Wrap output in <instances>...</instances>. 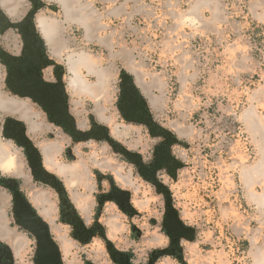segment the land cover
I'll return each mask as SVG.
<instances>
[{"label":"crops","instance_id":"obj_1","mask_svg":"<svg viewBox=\"0 0 264 264\" xmlns=\"http://www.w3.org/2000/svg\"><path fill=\"white\" fill-rule=\"evenodd\" d=\"M157 2L158 0H42L43 6L59 7L64 23L81 29L87 40H97L98 44L102 46H109L110 41L107 38L124 39L133 35L136 38L146 39L148 35H154L152 32L154 26L166 24V17H170L177 23L174 28L172 27L173 29L170 31L168 29V33L173 38L189 40L202 33L200 26L193 24L192 17H190L191 13L188 16L180 15L177 12L178 5L173 3L172 0L171 3L166 4V8L169 10L164 13L160 12L161 15H164V18H162L157 13L160 6ZM237 2L241 3V0H233L228 5L231 4L238 11L241 6L237 5ZM247 2V9L251 15L247 14L246 24L248 29L251 27V31L243 32L245 26H242L241 30L237 31L238 35L235 36L237 38L236 49L242 55L245 52L252 51L253 42L258 43L264 35L258 29L259 25L264 27V1L248 0ZM162 7L160 6V9ZM0 9L11 23L16 24L20 21L18 19L23 8L19 2L18 7L14 8L10 5V0H2ZM198 9V4L197 6L194 5L191 12L198 11ZM219 16L213 11L216 22L225 21ZM104 22L107 24L104 25ZM114 22L121 25L119 30L110 29L109 24ZM188 25H192L197 31L192 30L189 33L185 30V26L188 27ZM1 28L0 32H2ZM41 28L44 39L51 42L61 26L54 25L53 27L45 26L43 28L41 25ZM10 29L14 30L15 28L4 30L8 31ZM103 29L107 30V35L104 38L100 32ZM17 34L18 38L21 39L19 32ZM46 35H48L49 40ZM7 36L9 35L7 34ZM238 46L244 50H238ZM20 52L21 49L9 54L18 55ZM170 53L176 55V51L172 50ZM179 53L188 55L185 47H182ZM190 53L193 56L191 59L181 60L183 65L181 70L183 72L200 70V54H193L191 51ZM123 54L126 57L127 50L123 51ZM195 54H197V59L194 57ZM86 57L90 60L91 67L87 68L84 64H81L78 66V73L85 69L92 73L95 68L100 67L97 57L92 54L86 55ZM126 59H128L127 66L135 73V78L131 75L135 85L145 98L154 122L159 124L164 111L161 100L150 88V86H159L158 78L153 76L147 83L141 75V65L137 67L133 58ZM72 61L78 63L77 59ZM85 61H82V63ZM165 65H167V61ZM70 68L71 60L69 61V70ZM71 74L74 75L73 72ZM4 77L5 67L0 60V87ZM187 77V75H184L181 79L184 87L188 83ZM198 77L199 72H195L190 76V80L192 83H196ZM107 78L108 75L105 73L99 75L95 87L81 77L85 85L88 86L87 90H84L80 85L73 86L72 79L67 83V87L76 95L88 96L98 101L99 96L106 88L105 81ZM70 90L67 88L72 99ZM262 91L260 89L257 91L258 94L255 92L249 96L251 104L241 112L239 117L246 128L245 134L248 135L246 139L256 150L257 158L252 164L246 165V155L240 153L243 149L238 144L237 129L233 127V124L237 121V116H233L236 113H234L232 105L229 106L228 111L224 112L226 116L221 114L218 115L219 118H216L220 122L224 119L229 121L227 132H223L219 128H214L212 131L211 124L213 123L209 121L210 118L207 117L206 113L202 116L206 124L199 135L200 138L205 139L200 141L197 148H192L190 144L184 142L185 139L191 140L195 137L197 132L194 128L185 127L178 122L172 125V130L166 129L174 137V142L167 151L171 160L161 164L156 174L158 177L161 173L165 174V176H160V178L163 177L161 182L169 188L172 206L178 212L181 222L186 227L192 228L193 239L192 241L179 239L181 258L174 255H164L159 257L154 264H247L245 260L247 257L234 258L228 255L225 250L226 246L222 244V248L216 254L207 253L201 248L202 245H210V238L213 236L209 230L205 229L207 212L205 211L204 202L206 203L209 195L208 188L214 184L212 174L215 166L216 175L218 176H216L218 188L209 196L213 198L218 207L219 222L221 221L223 224L230 219L237 220L238 209L232 201L237 190L231 172L235 166H239L238 173L245 190L246 199L257 209H264V190L262 193H257L255 189L258 183H264V165L261 164V168H256L259 161L264 157V116L257 113L255 106V102L261 105L264 104V87ZM214 93L218 95L216 94L218 91ZM0 111L16 114V119L25 124L26 135L39 152L43 169L59 180L71 207L70 216L79 221L77 225L65 221L60 213L59 195L57 194L58 199L56 198V201H54L51 192L37 187L40 181L35 180L33 177L21 146L15 144L12 140L7 141L9 145L0 143V145H7L9 150V146H15L18 163L14 179H16L22 194L25 195L40 217L48 224L50 235L60 252L61 264H99L98 253H101L103 257L110 258V264H114L108 252V243H111L118 252L125 254L132 264H147L154 251L167 250L171 247L169 237L163 229L162 219L165 214V205L161 215V227L158 230L154 225L157 224L155 220L158 219V212L152 210V206H155L153 202L157 201L158 195L153 194L152 187L141 179V176L135 175L134 172L137 173L138 171L136 167L125 160L115 158L109 147L98 145V143H101L99 141L75 142L73 145H71V140L62 142L56 138L57 133H61L64 139L67 136L58 127L47 123L33 107H29L24 101L11 98L1 91ZM31 111L34 112L33 115ZM95 111L92 116H89L90 119L93 118V122L107 129L116 124L118 129L115 133L122 135L126 139V143H128V137L124 133L129 131H132L134 136L137 132L141 135L143 132L147 133L154 141V150L166 142V139L161 136H151L148 129H144L145 126L142 124L130 122H126V125L129 124V126L118 124L117 119L119 116H116L117 119L112 116L108 117L98 107ZM87 122L88 119H86L84 126H87ZM212 133H214L213 139H211ZM129 144L133 147L129 148L127 146L126 149L142 155L145 160L147 159L146 167L149 169L153 159L146 158L149 155V150L151 151L148 142L145 143V146L142 140L135 141L134 144L130 141ZM213 161L216 162L215 165ZM227 162L229 163L227 164ZM4 173L0 170L1 175H4ZM10 173H14V171ZM115 189L118 191H115ZM33 194L43 196L44 202L41 206L33 202ZM118 198L123 204V209L118 205ZM9 208L13 209L12 196L6 188L0 185V264H35V240L29 232L16 224L14 216L12 220L9 219ZM42 210H45V212H41ZM144 214L148 216V219H145ZM97 244L100 246V252L90 249L91 246ZM255 247V242L252 241L251 263L256 264L257 258H261L264 263V257Z\"/></svg>","mask_w":264,"mask_h":264},{"label":"rangeland","instance_id":"obj_2","mask_svg":"<svg viewBox=\"0 0 264 264\" xmlns=\"http://www.w3.org/2000/svg\"><path fill=\"white\" fill-rule=\"evenodd\" d=\"M170 1L171 0H158L157 3H159L161 7L163 6L161 9L159 6L157 11L158 15H161L160 12L164 13L169 10L166 8V4L171 3ZM231 1L233 0H172L173 3L178 5L177 12L180 15L188 16L191 13L190 17H192L193 24H195V26H200L202 33L198 34L197 37H194L193 39L185 40L182 38L177 39L171 37L170 33H168V29L170 31L177 23L170 19V17H166V24L154 26V30L152 29L154 35H148L146 39L136 38L133 35L127 36L124 39L117 37L112 39L107 38V40L110 41L109 46H102L101 44H98L97 40H87L81 29L71 27L64 23L62 21L63 17L59 7L43 6L42 0H40L41 5L35 15V20H37V30L40 31L43 36L41 21L46 27H53L54 25L61 26V29H58L56 36L52 38L51 42L46 41L45 39L47 56L54 62V67L58 66L60 68L61 80L67 84L73 78V75L69 70L70 60L91 54L97 57L100 69L95 68L92 73H89L87 69L81 70L79 72L80 77L86 79L88 83L96 87L98 76L103 73L108 75V78L105 81L106 88L99 96L98 101H95L88 96L76 95L69 87H67L72 93L71 110L77 118L79 129L84 130L86 119H89V116H92V114L96 112L95 110L97 107L108 117L112 116L116 118V116H119L118 119L116 118L118 120L117 123L126 125V121L123 120L118 111L117 103L119 100L121 74L126 72L129 75H133L134 78L136 77L134 71L127 66L128 59L126 58L130 57L135 60L137 67L141 65L140 72L147 83L153 76L158 78L159 86H150L153 93L161 100V105L164 111L163 117L159 120L160 122L158 125L165 129L172 130V125L179 122V124L184 125L185 127L194 128L197 132L195 133V137L191 140L185 139L184 142L190 144L192 148H197L200 141H204L205 139L204 137V139L200 138L201 136L199 135L202 129L205 128L206 124L205 120L202 119V116L206 113L207 117L210 118L209 121L213 123L211 124L212 131L214 128H219L221 131L227 132L229 121L224 119L220 122V120H216V118H219L218 115L221 114L226 116V113L224 112L228 111L229 106L232 105L235 111L234 113H236L233 114V116H237V121L233 124V127L237 129L238 144L241 149H243L240 153H245L246 165L252 164L257 158L256 150L254 146L250 145L249 140L246 139L248 136H246L247 133L245 134L246 128L239 117L241 112L251 104L249 96L253 95L255 92L258 94L257 91L260 89L261 92H263L264 35H262L258 43L253 42L252 51H248V53L245 52L244 55L237 51V38L235 36L238 35L237 31L241 30L242 26H245L242 30L243 32H246L247 30L251 31V27L248 29V25L246 24L247 14H251L247 9L248 0H241V3L237 2V5L239 4L241 6V8H238V11H236V8L232 7L231 4L228 5ZM18 2L23 8L22 14L18 20L22 21L26 14L32 9V3L30 0H10V5L17 8ZM0 3L2 4V0H0ZM197 4L199 6L198 11L191 12L193 6H197ZM213 11H215L216 14H219V17L225 21L220 23L216 22L213 17ZM259 11L262 12L261 9H259ZM161 16L164 18L163 14ZM106 24L107 23L104 22V25ZM109 25L111 26V30H119L121 26L118 22L110 23ZM258 29L264 34L263 25H259ZM1 30L0 51L12 53L19 50L22 42L20 37L18 38V30L16 28L8 31L1 28ZM185 30L189 33L192 30L197 31L192 25H188V27L185 26ZM100 32L103 38L107 35V30L105 29ZM7 34L9 36H7ZM182 47H185L186 51H188L187 56L179 53L181 52ZM241 49L244 50L242 47L238 46V50ZM125 50L128 52L126 57L123 54V51ZM172 50L176 51L175 56L170 53ZM190 51L193 54H200V70L197 71L195 69L183 72V70H181V67L183 66L181 60L184 61L191 59L193 56L191 53L189 54ZM197 54L194 55L196 59ZM166 61L167 65H165ZM53 66L47 68L46 77H48L51 71L54 70ZM195 72H199V77L196 80V83H192L190 76L195 74ZM184 75L188 76L186 78L188 81L186 87L182 85L181 81ZM49 78H52V76L50 75ZM161 84H163L162 87H160ZM1 87L4 88L3 83L1 84ZM141 89H143V87H141ZM216 91H218V93H216L218 95H215L214 92ZM255 106L257 113L264 116V104L261 105L255 102ZM208 109L209 111L207 112ZM6 115L7 112H0V125ZM126 126H129V124ZM117 129L116 124L111 125L107 129L111 138L125 148H128L127 146L130 145V141L134 144L135 141L139 142L142 140L144 146L145 143L148 142L151 151L149 150V155H147L146 158H152L154 160V141L147 133L143 132L141 135L137 132L136 136H134L132 131H129L128 133L126 132L124 133V135L128 137V143H126V139H124L122 135L115 133ZM144 129H146V127H144ZM213 134L214 133L211 134V139H213ZM56 138L62 142L70 141L67 137L64 139L61 133H57ZM7 141L8 140L5 137L0 136V143L9 145V142ZM70 142L71 145L75 143L73 141ZM99 142L101 143H98V145L109 147L115 155V158L125 160L133 165V167H136L138 171L137 173L136 171L134 172L135 175L141 176L137 166L127 160L123 155L115 152L104 140H100ZM2 146L6 149V159L0 167V170L5 172L4 176L15 178L14 176L17 172L18 163L15 146H9L10 150L7 145ZM130 147L132 148L133 146H129V148ZM138 155L141 157V161L146 170H149L146 167L147 159L145 160L142 155ZM214 161H216V159H214ZM214 161L213 164L215 165L216 162L214 163ZM228 163L229 162H227V164ZM13 171L14 173H10ZM238 171L239 166H235L231 172L237 190L235 193L236 196L232 198V201H234L237 206L238 218L237 220L230 219L227 223L222 224L221 221L219 222L220 216L218 207L213 198L209 196L218 188L217 170L215 166L213 167L212 180H214V184L212 187L208 188L209 195L207 194L208 197L206 203L204 202L205 211L207 212V224L205 229L209 230L210 234L213 236L210 238L211 244L207 246L202 245L201 248L207 253L216 254L222 248V244L223 246H226L225 250L228 255H231L234 258L245 256L247 257L245 259L247 264H252V258L250 256L252 241L255 242V249L264 257V209H257L246 199L245 190L240 181ZM160 176H165V174L161 173L159 177L156 174L157 180L165 187L166 184L161 182L163 181V177L160 178ZM141 179L150 184L153 194L158 195L157 201L153 202V205L155 204V206H152V210L158 212V219L155 220V223L157 224L154 225L159 230L161 227V215L162 211H164L165 205L164 194L158 191L153 184L142 176ZM37 187L51 192L54 196V201H56V198L58 199V193L51 186L40 182L37 184ZM165 188L169 190L168 187ZM255 189L257 193H262L264 190V183H258L255 186ZM115 191L118 190L115 189ZM32 200L39 206L44 202L43 196L38 194H33ZM118 203H120L118 204L119 207L123 209V204L119 198ZM41 212H45V210H42ZM144 217L145 219H148L146 214H144ZM9 219H13V211L11 208H9ZM162 220L164 221V218ZM99 247V244H97L93 247L91 246L90 249H93L95 252H100ZM179 247L181 249L180 243ZM103 249L105 251L106 246ZM178 255L181 256V252L178 253ZM98 258L100 260L99 264H110V258L103 257L101 253H98Z\"/></svg>","mask_w":264,"mask_h":264},{"label":"water","instance_id":"obj_3","mask_svg":"<svg viewBox=\"0 0 264 264\" xmlns=\"http://www.w3.org/2000/svg\"><path fill=\"white\" fill-rule=\"evenodd\" d=\"M30 1L32 3V9L26 14L22 21L16 24L11 23L0 9V27H2L3 30L12 27L18 30L21 35L24 55V58H19L3 52L1 58L2 63L12 70L8 79L10 89L20 96L30 97L42 103V91L48 92L50 90H59L62 92L63 90L60 85L53 88L51 87L52 85L41 82L39 71L40 65L42 63H48V57L47 55L45 56L42 50L43 46L46 45V41L40 31V34H37V20H35V15L41 2L40 0ZM21 67H27V72L21 74ZM120 78V92L117 108L123 120L130 123L142 124L148 129L151 136H161L166 139V142L163 145H160L154 150V160L149 170H146L141 161V157L137 153L127 150L124 146L111 138L107 128L104 126L94 122V129L91 131L84 132L77 129L73 117H71L67 111V103L64 99L62 100L57 113L54 112V117V113L50 112V120L57 125L62 124V126L65 127V130L77 142L104 140L115 152L123 155L127 160L137 166L140 175L153 184L158 191L164 194L165 214L163 228L169 237L171 249L154 251L149 258V264H153L159 256L163 255H175L178 258H181V256L178 255V253L181 252L179 239L184 238L192 241L193 230L192 228L186 227L181 222L178 212L172 206V199L169 190L166 189L156 178V172L161 164L171 160L167 151L169 146L174 142V137L168 130L154 122L151 113L149 112L147 102L135 85L133 77L125 72L121 74ZM17 141L25 148L29 166L35 180L51 186L58 193L61 206L68 210L71 209L70 204L64 195L65 191L63 186L57 178L43 169L39 152L29 138L26 137L24 133H21L20 137L17 138ZM0 183L3 184L4 188L11 192L14 204L13 216L16 224L29 232L36 240L34 263L60 264V252L58 246L50 235L48 224L40 217L25 195L19 190L17 181L15 179H8L0 180ZM75 222L77 224L79 223L78 220ZM71 223L73 224L74 221ZM108 249L110 251L111 260L115 264H129L127 259V261L120 259L122 254L115 250L111 243H108Z\"/></svg>","mask_w":264,"mask_h":264},{"label":"flooded vegetation","instance_id":"obj_4","mask_svg":"<svg viewBox=\"0 0 264 264\" xmlns=\"http://www.w3.org/2000/svg\"><path fill=\"white\" fill-rule=\"evenodd\" d=\"M37 34H40L38 30H37ZM45 47L46 46H43V49L42 50H43V53L46 56L47 53H46V48ZM20 49H21V52L18 55H12V56L19 57V58H24V55H23V45L22 44L20 46ZM2 53L3 52L0 53V60L1 61H2V58H1L2 56L1 55H3ZM5 53H7V52H5ZM7 54H9V53H7ZM53 64H54V62L48 57V63H42L40 65L39 71H40L41 82L42 83H45V84L52 85L51 87H53V88H56V87H58V85H60L62 87V90L63 91L62 92H60L59 90H50L48 92L42 91V95H41V97H42V103H40V102L36 101L35 99L30 98V97L20 96L19 94H16L13 90L10 89L9 84H8V79L10 77V73L12 72V70H10L9 67L6 66V65H4V64H3L4 67H5V77L3 79V86H4V88L3 87H0V91L2 93L7 94L11 98H14L16 100L24 101L29 107H33V109L36 110V112L39 114V116L42 117V118H44L47 123L52 124L55 127H58L71 141L77 142L65 130V127L62 126V124L57 125L56 123H54V122H52L50 120V118H51L50 112L57 113V110H59L60 105L62 103V100L64 99L66 101V103H67V111H68L69 115L71 117H73L74 122H75V125L77 126L76 128L79 129L77 118L73 115L72 110H71L72 109V107H71L72 106V103H71V98L69 96V93L67 91V84L64 81L61 80V70H60V68L58 66L57 67H54ZM50 66H53L54 70L51 71V73L49 74L48 77H46V75H47L46 74V70ZM26 72H27V67H21L20 68V73L21 74H24ZM50 75L52 76V78H49ZM10 81H11V79H10ZM0 112H4V111H0ZM31 113L33 115L34 112L31 111ZM55 113H54L53 117L55 116ZM89 119H90V117H89ZM93 123H94L93 122V119H90L87 122V124H86L87 126H84V130H81V131L88 132V131L93 130L94 129ZM0 132H1L0 133L1 135L0 136L5 137L7 140H12L15 144H17L19 146H21V145L17 141V138L20 137L21 133H24L25 136L28 137L26 135V126H25V124L23 122L19 121L18 119H16V114L14 115V114L7 113V115L5 116L3 122L0 125ZM22 150H23V153L25 155L26 161H27V163L29 165L28 157H27L26 152H25V148L22 147ZM8 179H14V178L6 177V176L0 174V180H8ZM0 185L3 186L2 183H0ZM8 192L11 194V192L9 190H8ZM67 210L68 209H65V207L61 206V204H60V213H61L62 218L65 221L70 220V221H67V222H70V223L72 221H74L73 224H75L76 223L75 222L76 220L73 219V218H71V216H70V212L69 211L71 209H69L68 211ZM75 225H77V223ZM34 240H35V238H34ZM35 244H36V240H35ZM170 249H171V247L169 249H167V250H170ZM108 252L110 254V251H108ZM121 254H122V256H120V259H122V260H126L127 259L128 262H129V264H132L130 262L129 258L125 254H123V253H121ZM60 264H61V259H60ZM147 264H149V260H148V263Z\"/></svg>","mask_w":264,"mask_h":264},{"label":"bare ground","instance_id":"obj_5","mask_svg":"<svg viewBox=\"0 0 264 264\" xmlns=\"http://www.w3.org/2000/svg\"><path fill=\"white\" fill-rule=\"evenodd\" d=\"M41 25L43 26V28L45 27L43 23H41ZM46 36H47L46 38L49 40L48 35H46ZM77 60H78V63L71 60V68H70V70L74 74L73 78H72V85L73 86L80 85V86H82V88L84 90H87L88 86L85 85V83L82 81L79 73L77 72V69H79L78 66L81 65V64H84L87 68H90L91 67L90 66L91 62H90V60H88V57H86V56L78 57ZM84 60H86V61L84 63H82V61H84ZM254 123L258 124L256 122H254ZM5 159H6V149L2 145H0V165H3V163L5 162ZM261 164L264 165V157L262 158V160L259 161V164L257 165L256 168H258V169L261 168ZM263 197H264V195H263ZM257 259L258 260L256 261V264H264L262 262L261 258H257Z\"/></svg>","mask_w":264,"mask_h":264}]
</instances>
